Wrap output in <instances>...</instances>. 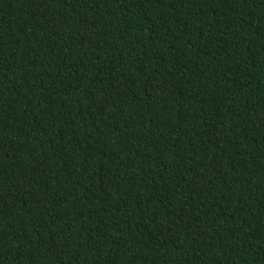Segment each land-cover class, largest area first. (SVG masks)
<instances>
[{
  "label": "trees",
  "instance_id": "16d2710c",
  "mask_svg": "<svg viewBox=\"0 0 264 264\" xmlns=\"http://www.w3.org/2000/svg\"><path fill=\"white\" fill-rule=\"evenodd\" d=\"M0 264H264V0H0Z\"/></svg>",
  "mask_w": 264,
  "mask_h": 264
}]
</instances>
